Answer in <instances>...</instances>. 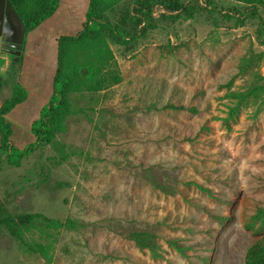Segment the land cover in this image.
<instances>
[{
  "label": "rangeland",
  "instance_id": "1",
  "mask_svg": "<svg viewBox=\"0 0 264 264\" xmlns=\"http://www.w3.org/2000/svg\"><path fill=\"white\" fill-rule=\"evenodd\" d=\"M60 1L64 16L54 29L40 25L25 35L20 61L0 55V65L7 62L1 97H11L17 83L28 93L7 115L18 149L35 141L32 124L54 95L58 38L76 35L86 21L89 0ZM140 5L155 11L144 12L139 25ZM249 13L238 0L114 3L106 15L124 39L108 42L122 82L71 94L74 113L54 139L19 167L3 162L0 264H246L249 246L264 240V221L246 227L264 207V110L248 101L231 114L237 103L231 93L252 83L240 62L264 54V4L259 17ZM167 44L179 48L169 53ZM258 71L264 76V57ZM169 103L198 111L162 109ZM150 173L170 194L153 186ZM38 214L87 226L20 222ZM222 216L230 219L222 223ZM133 230L155 234L157 253L130 240ZM18 235L49 245L47 257Z\"/></svg>",
  "mask_w": 264,
  "mask_h": 264
},
{
  "label": "trees",
  "instance_id": "2",
  "mask_svg": "<svg viewBox=\"0 0 264 264\" xmlns=\"http://www.w3.org/2000/svg\"><path fill=\"white\" fill-rule=\"evenodd\" d=\"M117 0H89V9L86 13V21L82 29L76 35H61L58 38V64L54 76V95L48 106L44 107L41 117L32 124V132L36 139L23 149H18L11 142L13 126L7 119V115L18 105L24 103L28 97L27 90L19 83L13 88L11 97L5 99L0 106V171L5 162L11 167H19L22 160L30 155L41 144H48L59 132L67 117L74 113L70 95L74 93L88 92L97 94L122 82V75L118 67L114 52L108 42V37H115L118 40L124 39L123 31L118 24L113 23L106 13L113 8ZM249 5L250 17H259L258 6L264 4V0H238ZM19 17L26 27V34L37 29L43 22L52 17L60 7V0H11ZM175 9L182 6L175 4ZM155 11L145 5L137 6L136 22L140 25L143 22V13ZM244 13H239L241 24ZM262 42L264 43V34ZM177 45H163L162 49L173 53ZM264 54L252 53L243 59L239 64L241 74L249 73L252 83L241 92L231 93L237 103L231 107V114L238 112L242 104L253 101L264 110V76L258 71ZM162 109L187 110L196 113V107H186L173 103L165 104ZM225 123L229 124L228 118ZM147 179L157 189L170 194L169 186L160 177L147 174ZM40 219L47 227L60 229L62 227L79 229L87 224L68 218L62 222L57 219L47 218L43 215L22 216L20 222L24 225H38L34 219ZM222 223L230 217H219ZM254 222L247 224L248 229H253L254 223L264 221V207H258L252 216ZM130 240L141 249H149L154 253L158 251V243L155 234L145 230H133L127 234ZM21 243L33 252H40L47 257L49 245L36 243L32 244L18 235ZM178 247L177 240H173ZM246 264H264V240L258 239L247 249L245 256Z\"/></svg>",
  "mask_w": 264,
  "mask_h": 264
},
{
  "label": "water",
  "instance_id": "3",
  "mask_svg": "<svg viewBox=\"0 0 264 264\" xmlns=\"http://www.w3.org/2000/svg\"><path fill=\"white\" fill-rule=\"evenodd\" d=\"M26 27L11 0H0V55L20 61Z\"/></svg>",
  "mask_w": 264,
  "mask_h": 264
},
{
  "label": "crops",
  "instance_id": "4",
  "mask_svg": "<svg viewBox=\"0 0 264 264\" xmlns=\"http://www.w3.org/2000/svg\"><path fill=\"white\" fill-rule=\"evenodd\" d=\"M62 2L60 1V7H59V10L60 8H62ZM71 15V14H70ZM64 16V14H61V15H58V10L57 12L52 16L50 17L49 19H47L45 22H43V24H41V28H42V25L43 27H45V30L48 31V30H51V29H54V27H56L57 25V22ZM85 22V21H84ZM83 22V23H84ZM47 25V26H46ZM39 27V28H40ZM76 29V28H75ZM2 62V60L0 59V63ZM7 67V62H5V64H2L0 65V69H4ZM2 89L3 87H0V106L2 105L3 101L5 100V98L3 99V97H1V92H2Z\"/></svg>",
  "mask_w": 264,
  "mask_h": 264
},
{
  "label": "built area",
  "instance_id": "5",
  "mask_svg": "<svg viewBox=\"0 0 264 264\" xmlns=\"http://www.w3.org/2000/svg\"><path fill=\"white\" fill-rule=\"evenodd\" d=\"M160 12H162V10H158V11H157V14H159ZM155 14H156V13H155Z\"/></svg>",
  "mask_w": 264,
  "mask_h": 264
}]
</instances>
